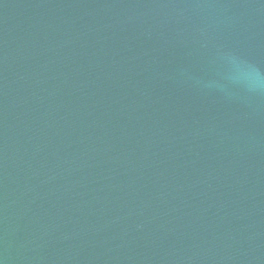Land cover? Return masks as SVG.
I'll use <instances>...</instances> for the list:
<instances>
[{
	"label": "water",
	"instance_id": "obj_1",
	"mask_svg": "<svg viewBox=\"0 0 264 264\" xmlns=\"http://www.w3.org/2000/svg\"><path fill=\"white\" fill-rule=\"evenodd\" d=\"M264 0H0V264H264Z\"/></svg>",
	"mask_w": 264,
	"mask_h": 264
},
{
	"label": "clouds",
	"instance_id": "obj_2",
	"mask_svg": "<svg viewBox=\"0 0 264 264\" xmlns=\"http://www.w3.org/2000/svg\"><path fill=\"white\" fill-rule=\"evenodd\" d=\"M257 87L264 88V82H258Z\"/></svg>",
	"mask_w": 264,
	"mask_h": 264
}]
</instances>
